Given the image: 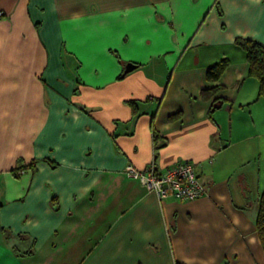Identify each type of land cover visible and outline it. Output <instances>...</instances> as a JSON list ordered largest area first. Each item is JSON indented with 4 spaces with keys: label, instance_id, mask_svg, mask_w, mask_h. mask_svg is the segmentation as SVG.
Listing matches in <instances>:
<instances>
[{
    "label": "crops",
    "instance_id": "0c3cea01",
    "mask_svg": "<svg viewBox=\"0 0 264 264\" xmlns=\"http://www.w3.org/2000/svg\"><path fill=\"white\" fill-rule=\"evenodd\" d=\"M239 37L264 45V0H0V264H264ZM181 162L204 196L124 171Z\"/></svg>",
    "mask_w": 264,
    "mask_h": 264
},
{
    "label": "built area",
    "instance_id": "2783aa9c",
    "mask_svg": "<svg viewBox=\"0 0 264 264\" xmlns=\"http://www.w3.org/2000/svg\"><path fill=\"white\" fill-rule=\"evenodd\" d=\"M124 171L128 176L138 179L161 200L171 197L181 200H194L204 196L207 191L195 166L190 162H181L163 172H159L154 164L146 169H138L133 165H128Z\"/></svg>",
    "mask_w": 264,
    "mask_h": 264
},
{
    "label": "trees",
    "instance_id": "16d2710c",
    "mask_svg": "<svg viewBox=\"0 0 264 264\" xmlns=\"http://www.w3.org/2000/svg\"><path fill=\"white\" fill-rule=\"evenodd\" d=\"M235 44L241 47L246 52L248 62V73L251 77L258 80L259 91L256 100L264 98V45L257 40L250 38L239 37ZM228 59H222L214 63L207 72V77L210 81H217L222 76L224 70L228 66ZM220 86L214 87V91ZM207 92V90H205ZM205 91H203L205 93ZM257 232L259 240L264 249V192L260 198V206L257 217Z\"/></svg>",
    "mask_w": 264,
    "mask_h": 264
},
{
    "label": "water",
    "instance_id": "95a60500",
    "mask_svg": "<svg viewBox=\"0 0 264 264\" xmlns=\"http://www.w3.org/2000/svg\"><path fill=\"white\" fill-rule=\"evenodd\" d=\"M134 67V65H131L130 67H127V71H129L130 69H132Z\"/></svg>",
    "mask_w": 264,
    "mask_h": 264
}]
</instances>
